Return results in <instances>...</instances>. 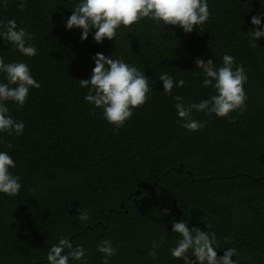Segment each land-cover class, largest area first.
I'll list each match as a JSON object with an SVG mask.
<instances>
[{
	"label": "trees",
	"instance_id": "16d2710c",
	"mask_svg": "<svg viewBox=\"0 0 264 264\" xmlns=\"http://www.w3.org/2000/svg\"><path fill=\"white\" fill-rule=\"evenodd\" d=\"M79 2L26 0L20 11V0H7L6 7L0 0V21L15 20L34 34L30 43L38 50L27 57L0 38V57L25 62L41 85L30 89L22 109L7 105L24 134L0 133V151L12 156L10 171L22 184L15 197L0 194V264H48L60 237L87 250L83 261L70 264H103L96 246L106 239L117 249L109 264H184L169 253L178 237L172 221L184 220L216 234L218 256L232 247L238 264H264V38L253 48L248 36L264 0H208L211 17L192 33L145 19L102 43L94 41L95 29L82 41L81 29L66 28ZM97 53L149 77L148 101L118 131L102 109L92 115L88 89L79 84L90 79ZM225 54L245 68L246 108L229 118L194 111V119L207 123L190 132L177 122L173 96L189 103L216 94L202 86L194 61L213 59L218 68ZM162 72L186 86L166 96ZM0 83H7L3 73ZM80 211L87 222L78 219ZM153 241L160 244L158 259L148 256Z\"/></svg>",
	"mask_w": 264,
	"mask_h": 264
},
{
	"label": "clouds",
	"instance_id": "9594fccd",
	"mask_svg": "<svg viewBox=\"0 0 264 264\" xmlns=\"http://www.w3.org/2000/svg\"><path fill=\"white\" fill-rule=\"evenodd\" d=\"M7 6L5 0L4 7ZM26 0H20L18 9L23 11ZM254 15L251 24L254 26L248 31L250 47H257V41L264 38L261 30V16ZM211 12L208 0H80L72 9L71 16L66 18L65 26L68 30L81 29V40L86 41L92 29H95L93 39L102 43L105 39L115 40L117 30H129L142 20H150L157 27L178 26L185 33H192L194 28H201L209 21ZM0 38L8 41L15 50L27 57H35L38 50L30 41L34 34L19 27L15 20H8L5 24L0 21ZM95 67L90 79H80L81 88H87L88 93L84 100L94 105L95 109H102L103 118L115 130L124 127L125 123L134 115V110L142 108L149 99L152 91L149 77L137 67L130 66L123 59L106 57L97 53L93 58ZM194 63L203 73L202 86L213 88L214 95L200 102H184V97L173 96L176 101L174 107L178 115V123L190 132H198L206 127V121L193 118V112L204 113L211 117L229 118L232 112L242 113L246 108L247 94L244 85L247 83V74L243 64H236V58L225 54L222 57V66L216 67L213 59L206 62L196 58ZM0 73L5 75L7 83H0V133L24 134V123L15 120L7 106L9 102L22 109L26 104L30 89H38L40 83L32 76L29 66L25 62L5 63L0 57ZM158 79L163 83V92L172 96L174 87L186 86V81L174 80L168 72L159 74ZM9 148L12 145L8 144ZM16 167L12 156L0 151V194L8 197L19 195L22 188L20 177L10 171ZM165 209L163 214H168ZM78 219L83 222L89 220L86 211H80ZM172 232L178 234L175 246L169 248L170 257L183 260L184 264H238L233 256H239L235 248H228L222 256L216 250V234L201 231L198 227H189L188 221H172ZM165 237L161 236L163 242ZM229 238L225 237V243ZM160 244L153 241L148 256L158 259L155 251ZM67 249V252H65ZM96 250L103 254V264H109V258L117 255V249L111 240H103L97 244ZM194 256L195 259H190ZM87 250L83 245L73 247L66 237H60L47 253L48 264H70V261H83Z\"/></svg>",
	"mask_w": 264,
	"mask_h": 264
},
{
	"label": "water",
	"instance_id": "95a60500",
	"mask_svg": "<svg viewBox=\"0 0 264 264\" xmlns=\"http://www.w3.org/2000/svg\"><path fill=\"white\" fill-rule=\"evenodd\" d=\"M136 192H139V190H137Z\"/></svg>",
	"mask_w": 264,
	"mask_h": 264
}]
</instances>
